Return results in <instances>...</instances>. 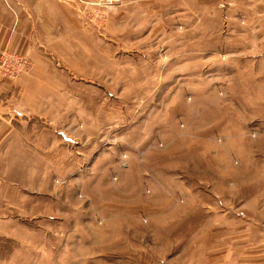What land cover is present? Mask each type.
Returning <instances> with one entry per match:
<instances>
[{
	"label": "rangeland",
	"instance_id": "obj_1",
	"mask_svg": "<svg viewBox=\"0 0 264 264\" xmlns=\"http://www.w3.org/2000/svg\"><path fill=\"white\" fill-rule=\"evenodd\" d=\"M57 4L0 55V264H264V0Z\"/></svg>",
	"mask_w": 264,
	"mask_h": 264
},
{
	"label": "crops",
	"instance_id": "obj_2",
	"mask_svg": "<svg viewBox=\"0 0 264 264\" xmlns=\"http://www.w3.org/2000/svg\"><path fill=\"white\" fill-rule=\"evenodd\" d=\"M57 1L58 0H0V55L2 50L17 45L18 34H21L25 38V31H32L31 21L39 22L53 19L59 16L58 12L64 13V10L57 4ZM123 3H133V0H123ZM49 9L52 11L49 12ZM34 60L36 61L35 64L41 65V61L37 56H34ZM21 81L22 80H20V86H26L28 84L27 78ZM12 84L0 79V157H2L1 153L5 149L3 147L22 145L21 139H18V131L25 128V125H20L16 122V126L15 122H11L12 119L9 116V108L2 100V98H4L3 93L11 89ZM23 122L27 124L29 129L44 126L43 120L41 123L39 120L27 118Z\"/></svg>",
	"mask_w": 264,
	"mask_h": 264
},
{
	"label": "built area",
	"instance_id": "obj_3",
	"mask_svg": "<svg viewBox=\"0 0 264 264\" xmlns=\"http://www.w3.org/2000/svg\"><path fill=\"white\" fill-rule=\"evenodd\" d=\"M121 2V0H102V3L105 7H111V6H115L117 4H119ZM11 60L9 61V63H12L13 62V59L14 57H12V55L10 56ZM12 66V64H11ZM11 66H9L11 68ZM11 77H14V76H11Z\"/></svg>",
	"mask_w": 264,
	"mask_h": 264
}]
</instances>
